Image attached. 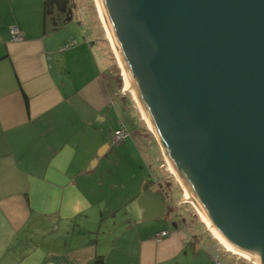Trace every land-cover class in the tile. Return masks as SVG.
Returning <instances> with one entry per match:
<instances>
[{
    "label": "crops",
    "instance_id": "0c3cea01",
    "mask_svg": "<svg viewBox=\"0 0 264 264\" xmlns=\"http://www.w3.org/2000/svg\"><path fill=\"white\" fill-rule=\"evenodd\" d=\"M81 2L0 0V264H245L179 210L140 223L138 150L122 117L132 122L137 103ZM121 127L129 137L115 143ZM111 147L130 153L126 165L105 159ZM158 165L152 183L172 185ZM180 195L172 189L177 206Z\"/></svg>",
    "mask_w": 264,
    "mask_h": 264
},
{
    "label": "water",
    "instance_id": "95a60500",
    "mask_svg": "<svg viewBox=\"0 0 264 264\" xmlns=\"http://www.w3.org/2000/svg\"><path fill=\"white\" fill-rule=\"evenodd\" d=\"M97 2L171 174L264 264V0ZM171 192L143 184V224L175 212Z\"/></svg>",
    "mask_w": 264,
    "mask_h": 264
},
{
    "label": "rangeland",
    "instance_id": "374dc122",
    "mask_svg": "<svg viewBox=\"0 0 264 264\" xmlns=\"http://www.w3.org/2000/svg\"><path fill=\"white\" fill-rule=\"evenodd\" d=\"M81 1H82L81 3L84 6L83 11L85 13V17L87 20L89 19V21H90V26H91L90 29L93 28L95 25V27L97 28L96 31L99 35L101 46L105 50V53L107 54V56L113 60V68L116 70V72L119 75H121L120 79H121V83H122V89L125 90L124 93L126 95L130 96V98H132L133 100H135L133 98L132 94H130L125 89V80H124L123 71H122L121 66L117 60V57L113 51V47L110 43L105 25H104L103 21L101 20L96 1L95 0H81ZM94 28L92 29V31L90 30V33L91 32L93 33ZM130 98H129V100H131ZM135 102L137 103L136 100H135ZM132 104H133L134 111H135V112H133V115H132V122H130L131 119L124 112L122 113V117H123L124 123L127 124L131 130V138L128 141V143L132 144L134 146H137V150H138L137 151V153H138L137 158L139 160V165H140L139 169L137 171V177L139 178L138 181H139V184L141 186V189H142V186L144 184L143 181H145L144 178H146V179L148 178L147 182L152 183L151 179L153 178V176L160 175L161 170L159 169L158 164H159V159L162 157L163 162H165V168H166L164 174L165 175L169 174L170 181L172 180L171 182H173L172 185H169L170 188L174 190V194L178 195V197L182 196V195H180V193L183 194V196H184L185 195L184 191L182 190L181 186L176 181L175 177L171 174V171L169 170L168 164L166 163L167 159H166L165 149H164L162 143H160V141L157 140V137L154 133L152 126L149 125V123L145 120L140 106L138 104H137V106H134V104H135L134 102ZM147 124H148V126H147ZM146 130H147V132H145ZM158 146L162 147L163 153L160 152V149ZM114 150H116L115 147H111L110 151L108 152V155H106L105 159L106 160L118 159L119 158L118 156H120L119 160H120L121 166L126 165L125 162H127V160L130 159V153L126 149H122L121 154L117 155V154H113ZM133 150H134V148H133ZM160 155H163V156H160ZM123 171H125V168H123ZM140 182H142V183H140ZM179 186H180V188H179ZM130 189L132 191H134V188H130ZM177 190L180 193H178ZM120 192L122 193L124 200L126 198H128L126 196H130V193L125 191L123 188L120 190ZM136 204H137V200H136ZM176 210H179L180 213L183 212L185 215V218L187 220H189V222H192L197 227L203 228L205 231H207L210 234L208 228L206 227V225L204 224V222L202 221V219L198 215V213H197L196 209L193 207V205H191V204H182L179 206L176 205ZM176 210H173V211H176ZM172 213L170 214V217L172 215H175ZM191 214H194L195 216H192ZM123 215L124 214L122 212L120 217L121 216L123 217ZM159 221H161V220H159ZM140 223H142V222L140 221ZM210 235L216 241L217 247L215 250L218 251V254L220 253V255H229L230 257L234 258L236 261H239V262H242L245 264H247V263L252 264L249 260H247V259H245L239 255L232 254L231 252L227 251L219 243V241L214 237L213 234H210ZM212 238L209 236L210 242H211V240H213ZM210 242L209 241L207 242L209 245V248L212 247Z\"/></svg>",
    "mask_w": 264,
    "mask_h": 264
},
{
    "label": "bare ground",
    "instance_id": "6f19581e",
    "mask_svg": "<svg viewBox=\"0 0 264 264\" xmlns=\"http://www.w3.org/2000/svg\"><path fill=\"white\" fill-rule=\"evenodd\" d=\"M96 1V4H97V8H98V11H99V14H100V17H101V20L103 21L104 25H105V28L107 30V33H108V37H109V40H110V43L113 47V51L117 57V60L121 66V69L123 71V75H124V80H125V89L127 91H129L132 96L134 97V99L138 102V105L140 106L141 108V111H142V114L145 118V120L149 123V125H151L150 121H149V118L147 116V114L145 113V111L142 109L140 103H139V99L134 91V88L128 78V75L122 65V62L118 56V53H117V50H116V42L112 36V33H111V30L109 29V27L107 26L106 22H105V19L103 17V14L100 10V7L98 5V2L97 0ZM168 167H169V170L179 179L174 167L172 166V164L168 161ZM183 185V184H182ZM184 186V185H183ZM184 191H185V199L193 205V207L196 209L198 215L200 216V218L202 219V221L204 222V224L206 225V227L209 229V231L214 235V237L219 241V243L229 252L233 253V254H236V255H239L247 260H249L252 264H260L259 260L254 256V255H250L248 253H245L243 251H240L238 249H236L234 246L231 245V243L229 241H227L222 235L221 233L215 229V227L212 225V223L210 222V220L208 219V217L206 216V214L204 213V211L199 207V205L196 203V201L193 199V197L191 196V194L189 193V191H187V189L184 187Z\"/></svg>",
    "mask_w": 264,
    "mask_h": 264
},
{
    "label": "built area",
    "instance_id": "2783aa9c",
    "mask_svg": "<svg viewBox=\"0 0 264 264\" xmlns=\"http://www.w3.org/2000/svg\"><path fill=\"white\" fill-rule=\"evenodd\" d=\"M12 37L16 41H21L23 39V35L18 28L12 29ZM69 46H71V44L66 45V47H69ZM128 137H129V132L124 127H121L114 134V142L115 143L125 142ZM169 236H170V231L164 230V231L156 233L154 239L157 242H161L163 239Z\"/></svg>",
    "mask_w": 264,
    "mask_h": 264
},
{
    "label": "trees",
    "instance_id": "16d2710c",
    "mask_svg": "<svg viewBox=\"0 0 264 264\" xmlns=\"http://www.w3.org/2000/svg\"><path fill=\"white\" fill-rule=\"evenodd\" d=\"M179 188H180V186H179ZM180 190V189H179ZM181 191V190H180ZM96 264H104V262H103V258L102 257H97V259H96Z\"/></svg>",
    "mask_w": 264,
    "mask_h": 264
},
{
    "label": "flooded vegetation",
    "instance_id": "af4514ba",
    "mask_svg": "<svg viewBox=\"0 0 264 264\" xmlns=\"http://www.w3.org/2000/svg\"><path fill=\"white\" fill-rule=\"evenodd\" d=\"M176 211H177V210H176ZM176 211H175V212H176ZM175 215H176V213H175Z\"/></svg>",
    "mask_w": 264,
    "mask_h": 264
}]
</instances>
